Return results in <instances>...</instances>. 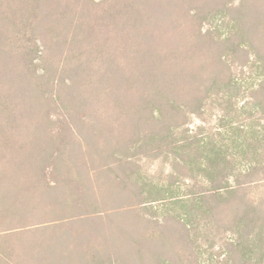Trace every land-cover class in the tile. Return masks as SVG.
<instances>
[{
  "label": "trees",
  "instance_id": "trees-1",
  "mask_svg": "<svg viewBox=\"0 0 264 264\" xmlns=\"http://www.w3.org/2000/svg\"><path fill=\"white\" fill-rule=\"evenodd\" d=\"M232 1H127L125 7L118 5L113 13L119 16L116 20H123L119 26L121 29L117 30L128 29L136 39L141 37L140 46L146 48L145 60L142 62L144 70L150 76L166 79L161 84L157 82L150 85L151 89H145L152 93L150 103L146 100L141 106L147 112L146 118L141 116L134 120L135 124H144L146 127L137 130L139 139L144 137L139 148L150 157H156L161 152L173 153L176 161L189 164L191 168L205 164L220 167L217 172L208 170L205 173L209 188L196 190L194 195L174 191L169 187L162 191L156 184L146 181L133 166L131 150L137 149L138 143H122L121 135H113L99 117L88 116V109L93 107L83 105L82 98L73 89L75 77L81 75L89 62H77L78 65L71 69L75 73L65 79L62 71V77H55L48 70L40 76L29 70L24 76L22 73L18 74L16 67L10 70L2 66L0 88L3 89L4 86L6 89L0 90V264H171L167 257L171 253L175 254L171 240L154 231L145 232L146 227L140 228L134 221L127 224L119 219L126 215L130 217L133 213L138 215V210L157 201L169 200L170 203L187 207L191 198L195 199V205L199 198L202 200L209 197L220 199V204L227 208L235 200L233 203L237 211H246L251 205L254 211L264 213L263 201L256 205L250 199V189L264 181V177H254L256 172H264V157H250L248 170L240 171L235 166L238 157L231 159L222 152V148L223 151L227 148L224 143L219 141V144L217 141L215 146L209 148L206 137L190 134L189 129L180 134L179 128L185 122L176 124L174 130H161L162 118L173 122L174 117H179V113L201 116L206 106V94L212 88H218L219 91L224 86L232 93L239 89L240 83L232 75L225 78L224 82L221 80L220 69L225 66L228 68L226 56L229 53L222 52L212 59L208 57L209 54L215 57L210 46L205 43L204 50L202 47L200 51H196L194 43L195 34L205 36L201 34V24L208 18L226 13V10L231 9ZM168 3L172 7L178 6L182 18L191 17L197 30L199 29L187 38L190 49L181 63L176 62L177 64H173L178 51L173 31L183 27L184 22L175 18L176 11L165 7ZM252 4V0H240L236 7L239 15L237 18H230V36L226 40L238 37L235 52L244 51L247 56L253 54L256 57L255 64L259 63V68L264 70V48L255 44L246 20L247 11L252 10ZM31 19L32 15L24 19L23 23L35 21L37 24V19ZM28 25L25 24L27 28ZM15 27H18V23ZM160 27H165V30H160L157 35L155 30ZM39 30L41 28L37 25L34 32ZM157 36L165 41L162 46L156 43ZM211 36V41L220 43L214 35ZM7 46L10 44L0 36V57L5 58H0L1 65L7 63L5 56L11 57L14 49ZM161 47L164 57L154 51ZM149 51L161 57V77L159 74H152L157 69L150 66ZM193 52L200 54L199 66L194 65ZM106 62L98 67L100 72H104L103 79L100 78V89L106 92L104 102L98 101L106 105L114 104V111L119 108L122 112V106L130 103L131 99L127 98L125 91L126 88L131 90L133 80H129L126 74L128 67L119 59L111 57ZM130 64L136 69L131 60ZM165 65L176 66L177 69H168ZM208 69L209 76L206 74ZM230 69L231 67L228 68L229 71ZM56 71L58 72V67ZM63 72L67 75L69 69L64 68ZM107 77L113 82L110 88L103 86L109 84L105 80ZM59 86L74 91L75 95L71 93L67 98L68 103L75 108L66 103L60 104L58 100L61 97L56 94ZM48 104H57L64 110L61 116L66 128L60 129L59 137L54 132V113L48 111ZM156 109L160 111L158 116ZM110 116V113H105L102 118ZM4 124L14 127L9 136L2 135L1 127ZM242 158H246V155ZM215 161L218 162L214 163ZM15 169L18 172L11 176ZM238 194L241 199H235ZM192 213L193 210L188 209L177 218L165 219V222H179L178 224L186 227L189 226L188 220ZM155 219H147V226L152 230H155L154 226L160 228L162 225V222ZM87 221L91 224L81 229V225ZM237 224H240L239 221ZM242 236L244 235H239L238 229L237 237L227 242L229 255H225L227 259L223 264H264V227L253 237L254 243L248 239L249 236L244 239ZM2 244L5 245L4 248ZM253 244L258 252L256 257L249 258L253 253L249 247ZM196 259L195 256L194 260ZM234 259L237 261H233Z\"/></svg>",
  "mask_w": 264,
  "mask_h": 264
},
{
  "label": "rangeland",
  "instance_id": "rangeland-1",
  "mask_svg": "<svg viewBox=\"0 0 264 264\" xmlns=\"http://www.w3.org/2000/svg\"><path fill=\"white\" fill-rule=\"evenodd\" d=\"M118 1L0 0V25H2L0 26V36H3L5 41L14 48L11 57L5 56L7 63L5 65L4 63L3 65L0 64V72L2 66L10 68V70L16 67L18 74L22 73L24 76L29 73V70L32 73L34 72L36 76H40L45 70H48L55 77H59V75H62V71V76L65 79V77H70L73 74L74 70L71 69L78 65L77 62H89L81 75L75 77L73 90L76 91L77 96L82 98L83 105L93 107L88 109L89 117H99V120H102L103 125L113 135L116 134V137L121 135V140H119L122 143H138L137 149H135L138 152L131 150L133 166L137 169L138 175L144 176L146 181L153 185L156 184L158 189L162 191L169 187L174 191L178 190L184 194L191 193V195H194L193 192L196 190L208 189L210 184L205 180V173L208 170L217 172L216 170H219L220 167L205 164V166H193L191 168L189 164H183L179 160L176 161L173 153L161 152L156 157H150L146 156L144 150L139 148V144L144 141V137L139 139L140 134H137V130L146 127L144 124H135L134 120L135 117L138 119L141 116L145 117L147 113L142 110L144 108L141 106L146 100L150 103L152 93H150L151 90L145 89H151L150 85L157 82L161 84L166 79L150 76L144 70L142 62L145 60L146 48L143 45L140 46L141 37L136 39L128 29L117 30V28L121 29L119 26L122 25L123 20L122 18L116 20L119 16L113 15L115 9L118 8V5L125 7L127 1L134 3L137 0H121V3H118ZM252 2V10L247 11L246 20L249 23V29L252 32L255 44L264 48V0H252ZM239 3L240 0H233L230 4L231 9L226 10V13L206 19L200 26L201 34L205 36L199 37L195 34L196 39L194 40L197 46L196 51H200L205 43L210 46L215 57H211V54H209V58L215 59L222 52L229 53L226 56V65L231 69L229 71L226 66L224 69H220L221 80L223 81L229 75H232L239 81V89L232 93L224 86L219 91L218 88H212V91L206 94V106L201 116L179 113V117H174L173 122H167L162 118L161 130H167L168 128L174 130L176 124L179 125L185 122L179 128L180 134L189 129L190 134H197L200 138L206 137L205 141H207L209 148L212 145L215 146L217 141L219 144L220 142L224 143L227 148H225V151L222 148V152L231 159L238 157L235 166L238 170L245 171L250 167V157H264V70L259 68V63L255 64L256 57L253 54L247 56L244 51L235 52L234 46L235 43L239 42L238 37L226 40L230 36V18H237L239 15V11L236 10ZM165 7L176 11L175 18H179L177 20L184 22L183 27L173 31L175 34L173 39L178 47L173 64H177L176 62L181 63V59L186 57V52L190 49L191 45L187 44V38L191 34L197 33L199 29L197 30V26L194 25L195 22L191 17L182 18L181 9L179 10L178 6L172 7L168 3ZM30 15H32L31 20L37 19V24L35 21L23 23V20L29 18ZM19 20L22 22H19ZM17 23L18 27H15ZM25 24H29V28ZM37 25H39L42 32L41 30L34 32ZM160 30H165V27L155 30L157 35ZM21 31L24 33L22 34ZM211 34L220 43L211 41ZM164 42L162 38L157 36L156 43H160V46H162ZM35 43L36 46H34ZM10 46H7V48L11 49ZM204 49L205 47H203ZM154 51L164 57L162 47ZM149 53L151 54L150 66L157 69L152 71V74L156 73L161 77L162 70L159 69L163 65L160 61L161 57L152 51H149ZM111 57H116L125 64L126 68L128 67L126 74L129 80H133L131 90L128 91L126 88L125 91L127 98L131 99L130 103L128 102V104L122 106L121 109H124L122 112L119 108L114 111V104L100 103L101 101L104 102L106 92L100 89V78L103 79L104 72H100L98 67L107 63L106 61ZM135 57H137L136 60ZM192 58L194 65L199 66L198 58H200V54L197 55L193 52ZM130 60L134 62L133 65L136 69H133ZM166 66L168 69L169 67H173L174 70L177 69L176 66ZM56 67H58V72ZM89 67L92 68L88 70ZM64 68L69 69L67 75L63 72ZM207 72H210V70L206 71L207 76H209L210 74ZM105 80L109 83L103 84L105 88L113 86V82L109 77ZM2 87L3 89L0 88V90L6 89V87ZM73 90L65 86H59V89H56V94L61 97L58 100L60 104L66 103L67 106L75 108L74 105L68 103L67 98V95L71 93L75 95ZM109 98L111 97L109 96ZM48 109V111L54 113L52 119L55 127L54 132L59 137L58 132L60 129L64 130L66 128L64 119L61 116L64 110L57 104L56 106L55 104L51 106L48 104ZM105 113H110L111 116L107 119L102 118ZM155 113L158 116L160 111L156 109ZM1 128H3L2 135L4 136H9L11 130H14V127L9 126V124H4ZM154 129L157 131V127ZM217 152L215 151V153ZM195 153L199 154L198 152ZM243 155H246V158L243 159ZM216 162L218 161L214 163ZM17 172L15 169L11 172V176H15ZM254 177L256 179L262 178L264 172H256ZM236 197L238 198L235 199H241L239 194ZM191 199L188 201L190 204L187 203V207L170 203L169 200L153 202L152 205L140 211L138 210V215L136 213H133L130 217L126 215L121 217L119 221L127 224H132L131 221H134V224H137L140 228L146 227L145 232L154 231L159 236L161 234L171 240L173 253H175L167 256L171 264H223L229 255L226 244L237 237L238 229L239 235H244L242 236L243 239L249 236L248 239L254 243L255 238L253 237H256L259 229L264 227V213L260 214L258 211H254L251 205L246 208V211H237L233 203L234 199L230 208H227L224 204L221 205L220 199L216 198L210 199L209 197L202 200L199 198L198 201L196 200L195 205L193 203L195 199ZM250 199L256 205L263 201L264 207V181L250 189ZM188 209L193 210L188 220L189 226L183 227L178 224L179 222H176V224L165 222V219L177 218ZM243 212L244 214H241ZM137 217L141 218L142 221H139ZM152 217L162 222L160 228L154 226L155 230H152L147 226V219H153ZM131 218H134V220H130ZM238 221L240 224H237ZM90 224L89 221L85 222L81 225V229ZM89 233L91 232L89 231ZM1 246L5 247L4 244ZM249 248L253 251L249 258L256 257L258 250L255 244ZM226 254L227 256H225ZM195 256L197 257L196 260H194ZM235 256L239 258L238 260H241L236 254ZM233 261L237 260L234 259ZM250 264L252 263L250 262Z\"/></svg>",
  "mask_w": 264,
  "mask_h": 264
}]
</instances>
